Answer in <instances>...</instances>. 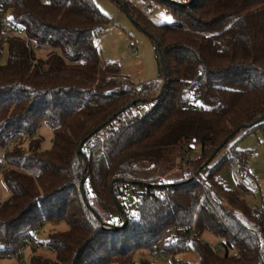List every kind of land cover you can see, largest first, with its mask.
<instances>
[{"label": "trees", "instance_id": "16d2710c", "mask_svg": "<svg viewBox=\"0 0 264 264\" xmlns=\"http://www.w3.org/2000/svg\"><path fill=\"white\" fill-rule=\"evenodd\" d=\"M114 1L156 45L159 75L140 90H113L120 64L106 61L96 43L111 17L94 0H0L47 51L34 56L17 37L6 43L0 24V172L10 192L0 195L3 249L16 252L35 238L54 255L34 248L31 264H157L134 253L184 227L176 248L196 251L197 264H264V210L219 177L232 162L246 172L253 151L232 142L237 134L264 133V0L171 1L173 21L159 24ZM42 123L53 128L46 150ZM197 142L191 161L208 182L188 178L182 160L168 181L152 175L164 147L191 150ZM30 167L40 176L26 173ZM239 186L248 189L241 179ZM61 222L68 229L46 241L33 235ZM193 231L222 237L225 252ZM173 264L195 263L178 257Z\"/></svg>", "mask_w": 264, "mask_h": 264}, {"label": "rangeland", "instance_id": "374dc122", "mask_svg": "<svg viewBox=\"0 0 264 264\" xmlns=\"http://www.w3.org/2000/svg\"><path fill=\"white\" fill-rule=\"evenodd\" d=\"M98 7L111 17V22L104 29L97 39L96 43L102 57L106 61L118 62L121 68V74L130 81L136 83L144 82L157 78L159 75V59L156 45L152 37L136 23L135 19L126 13L114 0H94ZM144 0H137L136 4ZM158 8L153 16H148L154 23H171L174 19L173 12L169 10L170 0H156ZM147 16V15H146ZM106 29V30H105ZM137 51V53H135ZM46 49L40 47L36 53L46 55ZM237 134L232 142L241 150L254 151L257 155L254 158L249 157L246 172L250 173L259 187L258 191L243 189L239 186L240 166L238 162H232L219 172L221 181L227 188L239 189L240 196L250 205L261 206L264 199V133L260 128H256L249 133ZM38 135L42 138L43 149H49L52 146L53 128L47 123H42L38 130ZM201 149L200 143H196L189 155L195 157ZM162 156L157 157L158 168L152 171V175L157 177L158 181H168L172 177L179 175V163L184 157L180 147H164ZM155 162V161H153ZM0 195L3 199L9 197L10 192L5 185L2 172H0ZM66 222L60 224L47 223L39 228L37 237L39 240L46 241L49 234L57 230L68 229ZM195 233H198L195 231ZM201 240L216 248L220 254L225 252L222 245V237L210 232L200 233ZM38 251L42 254L53 256L54 252L48 250L40 243ZM232 250L230 253H233ZM142 255L150 258L157 264H162V260L153 257L148 251L138 250L134 253V259L138 260ZM180 258L199 263V255L196 251L179 254ZM32 251L26 249L22 258H0V264H31Z\"/></svg>", "mask_w": 264, "mask_h": 264}, {"label": "built area", "instance_id": "2783aa9c", "mask_svg": "<svg viewBox=\"0 0 264 264\" xmlns=\"http://www.w3.org/2000/svg\"><path fill=\"white\" fill-rule=\"evenodd\" d=\"M128 3H130L135 8L139 9L142 13H144L147 16H153L155 11L158 8V2L156 0H144L143 2H140L136 4V0H126ZM175 3H183V2H189L191 0H170ZM0 24L3 29V40L8 43L12 38L17 37L21 39L24 44L28 47V52L30 54H33L34 56H37L38 54L36 51L41 47V45L34 39H32L26 32V29L22 25H16L14 24L4 11L3 7L0 5ZM137 53V51H135ZM144 81H138L136 83L130 81L126 77L121 76L119 79V83L113 87V90L116 91H128L132 89L140 90L143 85ZM196 99H199L200 96L197 94L195 96ZM20 138L14 137L11 142H9L7 146H9L10 143H13V141H17ZM182 153L184 154V157L182 158L183 161V173L190 179L197 180L198 182H208V178L204 172H201L200 169L197 168V165L194 164L191 159L192 157L189 155L190 149L189 146H181ZM197 154L195 158L198 156ZM257 155V152H252L250 155L251 158H254ZM199 157V156H198ZM194 158V157H193ZM1 171V170H0ZM25 172L31 175H34L36 177L40 176V171L36 168L30 167L26 168ZM241 181L245 185L246 188H248L251 191H258L259 187L255 181V178L248 172H245L241 175ZM252 209L258 212L262 211V205H254L252 206ZM180 231V232H179ZM181 231H184V227L180 228L179 230L176 228H170L165 231L164 237L161 241V243L154 247L147 248L146 251H148L153 257L161 259L162 264H173L174 258H178L179 254H182L178 248H176V243L179 237V233ZM37 231H33V235L36 236ZM192 238L201 239V236L198 235V233H195L194 231L190 233ZM3 244L0 243V258H17L20 259L23 257L24 252L26 249H32L38 247V242L35 238H32L28 240L25 244H23L16 252H10L3 249ZM25 264V263H24Z\"/></svg>", "mask_w": 264, "mask_h": 264}, {"label": "water", "instance_id": "95a60500", "mask_svg": "<svg viewBox=\"0 0 264 264\" xmlns=\"http://www.w3.org/2000/svg\"><path fill=\"white\" fill-rule=\"evenodd\" d=\"M125 12H126V11H125ZM157 49H158V51H159V55H160V60H161L162 68H163V70L165 71L164 58H163V56H162V51H161V49H160V44H159V43H157ZM166 79H167V77L164 76V81H166ZM140 100H141V99L138 98V99H135V100L131 101V102L128 103L126 106H124L121 110H119L118 112H116V113L114 114L113 117H116L119 113H121V112H123L124 110H126L127 108L133 106L136 102H138V101H140ZM113 117H112L110 120H112ZM103 125H104V124H101V125L97 126V127H96V128H95V129H94V130H93V131H92V132H91V133H90L85 139H87L89 136L95 134L98 130H100V129L103 127ZM85 139L81 142V144H80V146H79V152L81 151V148H82V145H83ZM83 181H84V180H83ZM81 188H83V182H82V184H81ZM117 203H118L119 207L122 208V206L120 205V203H119L118 200H117ZM126 224H127V219H126L124 225H126Z\"/></svg>", "mask_w": 264, "mask_h": 264}, {"label": "crops", "instance_id": "0c3cea01", "mask_svg": "<svg viewBox=\"0 0 264 264\" xmlns=\"http://www.w3.org/2000/svg\"><path fill=\"white\" fill-rule=\"evenodd\" d=\"M137 1V0H136ZM106 30V29H105ZM42 55H44V54H42ZM123 77H125L124 75H122ZM260 187V186H259ZM261 205H262V210H264V199H262V203H261Z\"/></svg>", "mask_w": 264, "mask_h": 264}, {"label": "snow or ice", "instance_id": "6c2138e0", "mask_svg": "<svg viewBox=\"0 0 264 264\" xmlns=\"http://www.w3.org/2000/svg\"><path fill=\"white\" fill-rule=\"evenodd\" d=\"M9 19H11V17H9Z\"/></svg>", "mask_w": 264, "mask_h": 264}]
</instances>
